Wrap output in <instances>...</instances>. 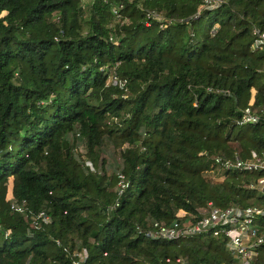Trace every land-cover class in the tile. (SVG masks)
<instances>
[{"label": "trees", "instance_id": "obj_1", "mask_svg": "<svg viewBox=\"0 0 264 264\" xmlns=\"http://www.w3.org/2000/svg\"><path fill=\"white\" fill-rule=\"evenodd\" d=\"M219 1L0 0V264L234 263L209 235L138 233L207 203L264 208L248 189L264 172L213 163L264 153L262 123L233 124L247 106L264 116V51L250 49L264 0Z\"/></svg>", "mask_w": 264, "mask_h": 264}, {"label": "built area", "instance_id": "obj_2", "mask_svg": "<svg viewBox=\"0 0 264 264\" xmlns=\"http://www.w3.org/2000/svg\"><path fill=\"white\" fill-rule=\"evenodd\" d=\"M220 3L219 0H204L205 8H215ZM122 5H116L111 8V15L114 19L120 18V10ZM145 17L159 20V15L153 11L145 13ZM253 36L250 49L254 51H264V32L258 31L256 28L251 29ZM111 40V39H109ZM109 84L112 86L124 87L125 80L118 79L114 74L109 77ZM262 123L264 125V116L260 112L247 106L241 110L238 118L233 121L234 126L243 127L246 125H256ZM213 163L217 165L220 171L235 172H264V153L257 154L250 152L248 160H240L238 157L230 159H221L215 157ZM90 171H93L89 163H85ZM116 196L122 195L128 187V182L119 172L116 174ZM249 190L256 191L264 196V176L256 179L255 182L248 185ZM117 207V201L110 206V210ZM9 209L18 214L23 213L21 204L9 202ZM35 219V220H34ZM33 220L32 227H35L36 221L47 223L48 219L42 213L37 215ZM145 237L156 238L164 241H177L199 235H209L212 238L220 239L223 242L227 253L234 259L233 264H254L260 258V252L263 249L262 262L264 264V208L256 205H248L245 207L229 206L226 208L214 207L211 203H207L205 209L197 211L195 215L188 214L184 211H177L174 219L169 224L151 222L148 229L138 230ZM6 235V233H4ZM79 260H73L71 264H79L84 258L82 254H74ZM166 260L165 262H167ZM176 263L182 264L181 260L176 259Z\"/></svg>", "mask_w": 264, "mask_h": 264}, {"label": "rangeland", "instance_id": "obj_3", "mask_svg": "<svg viewBox=\"0 0 264 264\" xmlns=\"http://www.w3.org/2000/svg\"><path fill=\"white\" fill-rule=\"evenodd\" d=\"M159 20H161V17H159ZM113 22H115V21H113ZM80 144H77V146L79 147V148H81L80 146H79ZM105 158H106V165H107V172H117V170H116V167H118V164H119V158L117 157V154L116 153H113L111 150H108L107 152H106V154H105ZM11 198H9V200H10ZM192 238V237H191ZM188 239V238H187Z\"/></svg>", "mask_w": 264, "mask_h": 264}]
</instances>
